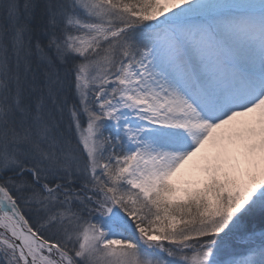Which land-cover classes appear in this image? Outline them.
Returning a JSON list of instances; mask_svg holds the SVG:
<instances>
[{
    "label": "snow or ice",
    "instance_id": "obj_1",
    "mask_svg": "<svg viewBox=\"0 0 264 264\" xmlns=\"http://www.w3.org/2000/svg\"><path fill=\"white\" fill-rule=\"evenodd\" d=\"M0 264H264V0H0Z\"/></svg>",
    "mask_w": 264,
    "mask_h": 264
}]
</instances>
